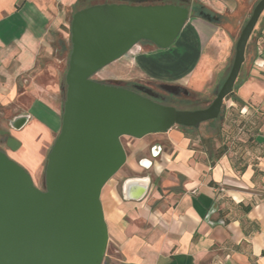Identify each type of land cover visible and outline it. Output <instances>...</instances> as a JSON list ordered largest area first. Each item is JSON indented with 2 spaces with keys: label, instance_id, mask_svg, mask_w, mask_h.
Listing matches in <instances>:
<instances>
[{
  "label": "crops",
  "instance_id": "0c3cea01",
  "mask_svg": "<svg viewBox=\"0 0 264 264\" xmlns=\"http://www.w3.org/2000/svg\"><path fill=\"white\" fill-rule=\"evenodd\" d=\"M188 1V18L169 47L141 44L119 59L155 81L218 90L257 0ZM76 2L0 0V106H14L8 121L29 115L20 129H9L21 140L11 149L18 158L10 156L26 170L39 166L62 115L60 76L51 67L48 82L33 73L52 55L54 36L67 39ZM236 81L218 135L173 125L121 141L126 161L100 194L114 264H264V9ZM144 175L143 197L125 198L124 179Z\"/></svg>",
  "mask_w": 264,
  "mask_h": 264
},
{
  "label": "water",
  "instance_id": "95a60500",
  "mask_svg": "<svg viewBox=\"0 0 264 264\" xmlns=\"http://www.w3.org/2000/svg\"><path fill=\"white\" fill-rule=\"evenodd\" d=\"M263 9L264 0H257L236 39L226 78L211 102L195 109L160 103L153 99L155 92L143 85H135V90L92 78L142 39L169 47L188 18L189 7L136 0L94 3L74 11L61 126L47 154L43 189L0 150V264H102L108 235L100 194L126 161L121 136L139 138L173 125L198 127L217 117L233 90ZM201 15L211 19L207 13ZM160 86L175 94L179 89ZM28 118L17 114L8 125L20 129ZM0 135H6L10 149L19 147L20 141L9 130L0 129ZM148 184L147 175L127 177L122 194L140 199Z\"/></svg>",
  "mask_w": 264,
  "mask_h": 264
},
{
  "label": "rangeland",
  "instance_id": "374dc122",
  "mask_svg": "<svg viewBox=\"0 0 264 264\" xmlns=\"http://www.w3.org/2000/svg\"><path fill=\"white\" fill-rule=\"evenodd\" d=\"M100 2L101 0H83L81 3L79 2L75 3V5L72 7L71 11L68 14L67 26L65 27L66 28L65 31L67 33V39H63V37L59 33L55 35L53 39V43H52V46H53L52 55L46 58L45 62L41 65L40 70L33 73L37 77H42L44 79L43 80L44 82H48L51 79V74H50L48 67H51L56 72V75L60 76L61 112L63 111V102L65 100V90H66L64 76H65V71L67 68V61H68V57H69V53L71 49L70 21H71L72 14L74 13V11L82 7H85L86 5H90L93 3H100ZM146 43L149 44L147 49H154L156 47L154 44L139 41L136 44H134L132 48L130 49V51L127 52L125 55L130 56L132 52H137L138 50L141 49V46H140L141 44L144 45ZM119 58L113 60L112 62L100 68L98 71H96L92 75V78L94 80H98L101 82L116 83L120 85L125 84L128 86L133 85V84H141L147 88H150L153 92H156L157 94L167 96L168 99L165 102L163 101H158V102L167 104V105H172L180 109H195L194 107L196 104L192 102V100H195V99L201 100L202 102L200 101V104L203 105V107L207 106L211 102V100L214 98L217 92V90H215L214 87L208 88L207 90L197 93L195 91H191L187 87L178 86L179 88L183 89L184 93L181 91H177V96H175L176 94L169 95L168 92L164 90L163 88H161L160 86L161 84H169V83H166L164 81L162 82L155 81L150 78L144 77L139 72H137V70L134 68V65L128 66L126 63H124V61H122L123 59H119ZM13 107L14 106H7V108H4L0 106V129L13 130L12 128L9 127L8 120L6 119L12 113L15 112ZM3 116H5V118L1 119ZM58 123H59L58 129H60L61 122L59 120L57 121L56 119V122H54L53 125H56L57 127ZM216 124H218V121L215 123V126H212L208 122L204 121L200 123V125L197 128L199 131H205V133L208 136L213 133H216V126H217ZM12 132L15 133V131H11V133L9 131V134L14 137V135H12L14 133ZM57 133H54V135L48 138V140H46L47 142L42 145L41 151L38 154V156H40V164H38L39 166L36 167V169L34 170L30 168L29 169L30 172L29 170H27L32 177L33 183L40 189H43L44 187V170H45L47 154L51 148V145L53 144V141ZM15 138L21 142L19 137L16 136ZM126 138H128L127 135L121 136V141L124 142ZM0 147L2 148L3 151H5L8 154V156L11 155L15 158H18L17 154H14L10 148L5 146L4 143H1ZM111 252H112V249L110 248V246L107 247L106 245V250L103 256L102 264H107V263L114 264V261L109 259V257L107 256Z\"/></svg>",
  "mask_w": 264,
  "mask_h": 264
},
{
  "label": "trees",
  "instance_id": "16d2710c",
  "mask_svg": "<svg viewBox=\"0 0 264 264\" xmlns=\"http://www.w3.org/2000/svg\"><path fill=\"white\" fill-rule=\"evenodd\" d=\"M83 0H77V2H79V3H81ZM76 2V3H77ZM184 6H189V1L188 0H186V2L183 4ZM86 6H88V5H86ZM141 42H148V43H151V44H154L152 41H150V40H146V39H142V40H140ZM155 45V44H154ZM156 46V45H155ZM71 50V49H70ZM237 83H238V81H235V83H234V86H233V89H234V87L237 85ZM233 90H232V92H230L228 95H227V97H232L233 96ZM200 101L201 100H192V102L194 103V104H196L195 105V107L194 108H201V107H203V105H201L200 104ZM202 102V101H201ZM205 107V106H204ZM223 115H224V108H222L221 109V111H220V113H219V115L217 116V117H215V118H212V119H209V120H207L206 122H208L210 125H212V126H215V123L218 121V124H216L217 126H216V135H218L219 133H220V131H221V128H222V121H223ZM219 121H220V123H219ZM181 129H183L185 132H187V131H191V130H197L198 128L197 127H192V126H183V125H178ZM108 264V263H107Z\"/></svg>",
  "mask_w": 264,
  "mask_h": 264
},
{
  "label": "flooded vegetation",
  "instance_id": "af4514ba",
  "mask_svg": "<svg viewBox=\"0 0 264 264\" xmlns=\"http://www.w3.org/2000/svg\"><path fill=\"white\" fill-rule=\"evenodd\" d=\"M136 0H101L100 3H103V2H128V3H134ZM146 3H163V2H172V3H176V4H180V5H183L186 0H145ZM94 4V3H93ZM184 6V5H183ZM120 85V84H119ZM135 85H141V84H133V85H125V84H122V86L124 87H127V88H130V89H135ZM136 90V89H135ZM178 91H181L183 92V89L182 88H179ZM185 91V90H184ZM184 93V92H183ZM169 95H175V93H172V92H168ZM177 96V93L176 95ZM154 100L156 101H163L165 102L168 98L167 96L165 95H161V94H157L155 92V96L153 97ZM0 145L1 143H4L5 146L6 145V142H5V139H6V135H0ZM8 147V146H7ZM9 148V147H8ZM0 150H2V148L0 147Z\"/></svg>",
  "mask_w": 264,
  "mask_h": 264
}]
</instances>
